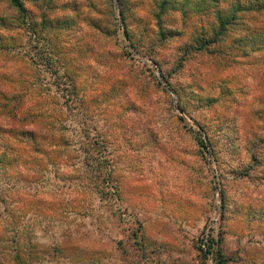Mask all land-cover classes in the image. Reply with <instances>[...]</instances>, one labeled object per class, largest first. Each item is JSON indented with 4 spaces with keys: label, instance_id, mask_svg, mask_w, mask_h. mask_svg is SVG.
Segmentation results:
<instances>
[{
    "label": "rangeland",
    "instance_id": "374dc122",
    "mask_svg": "<svg viewBox=\"0 0 264 264\" xmlns=\"http://www.w3.org/2000/svg\"><path fill=\"white\" fill-rule=\"evenodd\" d=\"M23 1L0 84L65 143L34 175L0 166V264H264V14L217 64L192 49L215 7Z\"/></svg>",
    "mask_w": 264,
    "mask_h": 264
},
{
    "label": "trees",
    "instance_id": "16d2710c",
    "mask_svg": "<svg viewBox=\"0 0 264 264\" xmlns=\"http://www.w3.org/2000/svg\"><path fill=\"white\" fill-rule=\"evenodd\" d=\"M199 1V3H197ZM220 0H191L193 3V12L199 13L200 10L204 8L210 9L215 7V19L216 26L210 27V31H204L202 35H195L192 37V45L194 51L203 50L205 54L214 56V61L217 64H223L226 62L224 59L234 61L227 55H223L219 51H222L224 42L226 41V34H228V29L234 25H243L244 22L248 20H261L260 15L264 14V0H231L232 4L229 3V10L223 11L218 8V2ZM229 1V0H222ZM174 3L171 0H163L158 4L155 1L156 7H161L158 16V20L161 18L163 9L169 4ZM196 3V4H194ZM228 4V2H227ZM26 6L23 0H0V30L6 31L7 38L4 42L5 45H11L12 37L11 29L17 27H23L32 25L31 23H26L25 20H20L19 17H24L26 14ZM209 11V10H208ZM207 11V12H208ZM253 34L258 37L260 41L261 48L264 47V26L254 27ZM3 35V33H2ZM253 36V37H254ZM3 40L0 38V44L2 45ZM9 90L0 84V108L1 110H6V112L11 113V129L2 131L0 134V166H7L14 171L30 176L36 173L34 168L30 166H36L41 164L42 160L50 159V155L54 153L55 147L58 146L57 140L60 141V145H64L61 134H56L55 132L42 131V129L30 128L27 126L29 123H34L31 119L29 122L26 121L23 116H26L27 105L23 106L22 101L17 99L18 94H9ZM14 99V105L10 107L11 100ZM15 111V112H14ZM255 112H260V109L254 110ZM44 120H40L39 124L42 125ZM57 129V128H56ZM39 162V163H38ZM19 168H24L25 170H31V172H24ZM211 245H208L206 250L203 251V258L207 259V255L210 252ZM214 264H225L226 261L222 256L221 251L218 249L214 254Z\"/></svg>",
    "mask_w": 264,
    "mask_h": 264
}]
</instances>
